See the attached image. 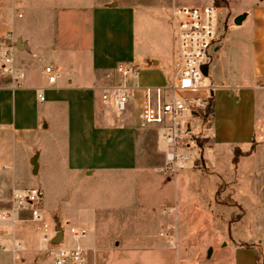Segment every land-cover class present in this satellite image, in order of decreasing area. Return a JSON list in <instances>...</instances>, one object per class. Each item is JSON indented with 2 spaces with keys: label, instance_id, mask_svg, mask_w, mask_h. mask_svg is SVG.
<instances>
[{
  "label": "rangeland",
  "instance_id": "1",
  "mask_svg": "<svg viewBox=\"0 0 264 264\" xmlns=\"http://www.w3.org/2000/svg\"><path fill=\"white\" fill-rule=\"evenodd\" d=\"M70 1L130 6L158 2L199 6L214 3V0ZM250 3L251 0L221 1L218 17L222 37L218 46L229 24L237 14L249 9ZM157 26L153 28L156 30ZM175 38L174 26L169 21L167 45L177 54ZM213 65L214 62L211 68ZM174 69L175 65L171 71ZM212 83L209 74L202 86ZM221 103L214 116L219 138L232 143L251 135L255 120L253 104L236 97H225ZM206 134L203 131L187 140L192 160L174 170L167 163L166 144L157 127L140 125L136 167L114 173L97 172L93 176L69 174L55 157L46 172H33L31 159L37 148L31 147L39 145L36 138L0 134V214L5 215L6 210L13 208L17 191L39 187L43 191L39 206L43 214L41 223L49 224L48 236L54 238L60 227L64 243L73 245L77 240L71 227L84 230L86 237L79 243L91 247L90 264H264V116L259 113L253 142L240 145L236 151L227 143L216 148ZM27 217V211L16 214L19 220ZM8 221L9 218H0L5 225ZM5 225L0 227V237L10 240L7 249L0 251V264H15V257L26 247L38 249L35 252L43 256L40 264H53L51 246L48 241H41L43 230H38L35 223L26 220L17 223V230L26 239L21 248L19 239ZM210 248L213 251L209 256Z\"/></svg>",
  "mask_w": 264,
  "mask_h": 264
},
{
  "label": "crops",
  "instance_id": "2",
  "mask_svg": "<svg viewBox=\"0 0 264 264\" xmlns=\"http://www.w3.org/2000/svg\"><path fill=\"white\" fill-rule=\"evenodd\" d=\"M112 4L0 0V134L35 137L39 145L29 147L37 148L39 173L50 169L53 157L65 172L83 176L128 171L138 163L141 87L171 82L179 48L177 42V54L168 49L169 21L177 41L172 12L185 4ZM242 13L247 14L242 24L231 22L224 33L210 72L214 101L210 137L216 148L227 143L233 151L253 142L259 113L264 116V0H251ZM9 53L12 61L6 63ZM122 62L140 69L137 77L127 79L135 97L124 113L116 110L113 100L103 98L123 81L117 70ZM49 66L57 73L53 83L46 72ZM20 72L25 75L16 80ZM225 97L253 104L251 135L232 143L220 139L214 128L215 112ZM157 129L163 139L165 132ZM20 222L25 220L16 215L6 225L0 222L19 239V248L26 242L17 230ZM40 237L43 241L42 233ZM9 240L0 237V247ZM87 248L90 263L91 247ZM35 251L21 250L15 264H40L43 256Z\"/></svg>",
  "mask_w": 264,
  "mask_h": 264
},
{
  "label": "built area",
  "instance_id": "3",
  "mask_svg": "<svg viewBox=\"0 0 264 264\" xmlns=\"http://www.w3.org/2000/svg\"><path fill=\"white\" fill-rule=\"evenodd\" d=\"M218 6L212 5H177L173 8L172 16L176 24L179 59L175 63V73L170 83L164 86L141 87L142 104L138 113L142 127L155 126L165 131L163 140L166 144V160L173 169L184 166L192 160L191 144L188 139L206 131V137L212 133V115L204 117L211 94V86L203 87L205 74L203 65L211 64L216 48L221 40ZM12 61L7 54L6 63ZM117 70L123 81L116 84L103 94L105 100H113L118 112L124 113L134 100L135 93L127 85V79L139 75V67L133 63H119ZM12 71V69H11ZM46 72L51 83L56 81L57 73L52 67ZM20 72L16 80L24 77ZM17 82V85H20ZM206 91L207 93H201ZM44 100V96L40 95ZM43 193L39 187H30L17 191L13 198V208L6 210L1 219L10 218L20 211H27L26 221L35 223L38 230H43V241H48L49 250L53 255V264H90L89 249L80 244L79 240L86 237L84 230L71 227L72 236L77 240L73 245H66L62 239L53 243V237L48 236L50 226L41 223L43 214L39 208Z\"/></svg>",
  "mask_w": 264,
  "mask_h": 264
},
{
  "label": "water",
  "instance_id": "4",
  "mask_svg": "<svg viewBox=\"0 0 264 264\" xmlns=\"http://www.w3.org/2000/svg\"><path fill=\"white\" fill-rule=\"evenodd\" d=\"M112 5H117V2H113ZM247 14L246 13H242L239 14L238 16H236L234 23L237 25L242 24V22L245 20ZM203 71L205 76H209V64H204L203 65ZM38 152L33 156V158L31 159V163L33 164V172H36L39 168V162H38ZM57 235L55 236V238L53 239V243H59L62 239H63V230L58 227L57 228ZM213 249L210 248L208 251V255L210 256L212 254Z\"/></svg>",
  "mask_w": 264,
  "mask_h": 264
},
{
  "label": "trees",
  "instance_id": "5",
  "mask_svg": "<svg viewBox=\"0 0 264 264\" xmlns=\"http://www.w3.org/2000/svg\"><path fill=\"white\" fill-rule=\"evenodd\" d=\"M221 1L226 2V0H214V4H215L216 6H218V7H220V6H222V5H221ZM213 114H214V101H213V97H211V99H210V104H209L207 110L203 113V116H204V117H208V116L213 115ZM237 149H240V148H239V147L235 148V151H236ZM252 150H253V149H252ZM250 152H251V150L247 151V153H250ZM236 159H237V158H236ZM236 159H234V160L237 161Z\"/></svg>",
  "mask_w": 264,
  "mask_h": 264
},
{
  "label": "bare ground",
  "instance_id": "6",
  "mask_svg": "<svg viewBox=\"0 0 264 264\" xmlns=\"http://www.w3.org/2000/svg\"><path fill=\"white\" fill-rule=\"evenodd\" d=\"M63 240H65V239H63Z\"/></svg>",
  "mask_w": 264,
  "mask_h": 264
}]
</instances>
